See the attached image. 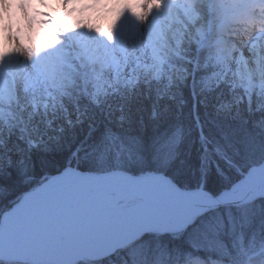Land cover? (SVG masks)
<instances>
[{
    "label": "snow or ice",
    "instance_id": "1",
    "mask_svg": "<svg viewBox=\"0 0 264 264\" xmlns=\"http://www.w3.org/2000/svg\"><path fill=\"white\" fill-rule=\"evenodd\" d=\"M165 2L137 0L135 5L124 7L134 9L132 15L137 21L151 24L164 13ZM177 3L188 12L181 19L180 28L168 25L167 31L161 30L153 37L151 29L146 35L144 28L135 27L138 39L133 42V49L139 45L142 54L130 63L100 60L95 49L81 43L77 25L73 24L65 25L67 35L54 29L47 34L50 39L39 43L35 52L30 49V64L7 70L6 61L0 64V137L6 136L17 144L15 151L22 167L16 174L23 178L18 195L23 198L35 193L33 202L42 205L43 210L63 211L75 202L79 173L127 172L147 167L168 177L155 182L175 201L195 197L207 201V206L198 211L183 209L171 213L166 217L172 225L168 230L142 231L132 245L120 250L130 257L132 264H183L182 258L205 251L208 256L196 257L204 264L209 260L217 264H264V217L259 222L257 237L254 214V205L257 200H264V192L247 199L226 198L247 182L237 172L239 161L234 156L243 154L248 142L235 135L231 124H225L226 119L237 121L243 116L245 123L247 118H254L255 124L264 127V6L261 18L251 23V31L249 26L244 27L248 38L237 41L229 19V0ZM123 25V13L116 12L107 29L85 27L110 44H115L116 34L121 33L127 48L128 29ZM4 55L11 54L6 51ZM184 88H189L190 95L197 100L194 140L188 139L190 130L186 131L178 115L171 114L169 105L161 107L163 101L182 97ZM142 97L152 101L147 118L136 115L140 109L135 106ZM209 100L214 114L209 123L214 131L206 130L199 119L201 103ZM13 102L18 112L12 109ZM68 102L73 103L75 119ZM89 108H108L114 119L103 125L89 120L84 130ZM65 125L72 133L71 143H65L61 135L51 134L64 133ZM77 127L82 135L75 131ZM62 145L67 155L51 175L64 179L56 184L41 182L26 161L32 160L34 151L49 154L59 151ZM186 145L198 146L194 162ZM6 147V141L0 138V149ZM7 151V156L0 152V177L12 175L5 171L13 163L12 149ZM183 170L197 176L196 191H183L184 185L173 175ZM243 172L251 177L256 169ZM212 181L221 186L213 190L209 187ZM5 199V188L0 184V203ZM165 238L185 240L187 250L173 251ZM198 239L208 243L196 244Z\"/></svg>",
    "mask_w": 264,
    "mask_h": 264
},
{
    "label": "trees",
    "instance_id": "2",
    "mask_svg": "<svg viewBox=\"0 0 264 264\" xmlns=\"http://www.w3.org/2000/svg\"><path fill=\"white\" fill-rule=\"evenodd\" d=\"M29 1V0H24ZM37 0L34 1L36 3ZM173 0H166L165 2V11L162 15L156 18V20H164L165 18H171L173 16L172 21L177 24H179L178 28L181 27V19L188 16L187 10L180 5L171 4ZM135 2H131L130 5H135ZM235 2L237 0H229V3L231 7L228 11H235L238 8L235 6ZM127 4V0H68L65 7V25H77V28H85L87 30L86 35L80 39L82 44L87 45L90 49H95V55L102 61L111 62V63H117L119 62L121 65L125 62H131L133 61L138 54H141L140 50L136 47L133 49V42H135V37H132L131 35V29L133 28L131 24V20L133 21V18H136L134 15H132L133 8L131 7H124V5ZM128 5V4H127ZM156 11V10H155ZM116 12H122L124 16V25L122 27H127L128 34L127 38L129 40L127 48L123 45V35L121 33L116 34V43L110 44L108 43L107 39L100 34H97L101 38L102 44H99L97 47H94V45H90L88 42L93 39L90 37L89 34H91L92 31L87 26H100L103 29H107L109 27L110 21L113 19V15ZM53 18L55 19L56 23L55 26L51 29L52 32L54 29H59L60 33L65 32L64 30L60 29L59 21L57 19V10L53 13ZM35 23L37 24L38 28L33 30H26V28L23 26V24H19L18 31L19 35L22 37V40L26 43H29V50L31 49L33 52L36 51V47L39 43L45 42L50 37L47 35L50 33L49 25L47 22L42 19H36ZM156 22H154L155 24ZM155 27V25H154ZM154 29V28H153ZM156 29V28H155ZM153 31V30H152ZM155 31V30H154ZM164 31H167L165 28ZM96 33V32H95ZM59 35V34H57ZM0 37H1V23H0ZM29 56V54H28ZM32 61L30 60V63ZM36 63L39 64V60H36ZM7 63L5 65L8 66ZM9 67V66H8ZM152 101L150 99L142 97L141 100L136 104V108L140 109V111L136 112L137 116L143 115L145 118H147V109L151 105ZM58 104V100H57ZM163 104H168L170 107V112L173 116L178 115L179 119L183 124L185 125V129L190 130V135L188 136L189 140H194L196 137V125H195V117L197 113V100L194 96L190 95L189 88H184L183 90V96L177 97L176 100H166L162 102L161 107H163ZM179 105V109H178ZM7 106V105H6ZM69 110L73 111V119H75V112L73 109V103L68 102ZM12 109L18 112V109H16L15 103L12 104ZM81 112L84 111L83 102H81ZM110 109L108 108H101L99 110L89 108L87 111V115L84 117L85 124H84V130L87 129V124L89 120H94L95 123L99 125H103L106 123L109 119H114V117L109 116ZM6 115L8 113H5ZM214 118L213 109L211 107V100L201 103L199 107V119L201 122L205 123L206 130H212L214 131V126L209 123V121H212ZM245 117H241L237 121H232L230 119L225 120V124H231L234 128L235 135L238 137H241L245 139L248 142V148L246 151H244L243 154H236L234 156L238 158H242L244 160H249L255 164L263 163L264 162V127H261L257 124H255L254 118H247L248 122H244ZM60 121H58L59 123ZM68 126L65 125L66 131L64 133H58V132H51L53 136L55 135H61L65 138V143H71L72 141V133L67 130ZM77 133L82 135L83 133L80 131V128L77 127L75 129ZM6 141L7 147L5 149H0V152H3L5 156L9 154L7 149H12L11 155H12V167L5 168V171H11V176H3L0 177V184L4 185L5 188V194L6 199L3 203H0V219L3 215L2 212L9 210L14 203H16L21 197L18 195V193L21 191L22 186L20 185L19 181L20 179H23L22 177H19L16 173L17 170L22 167L18 163L19 155L16 153L15 149L17 147V144L13 143L12 141H8L7 137H0ZM13 140H15V137H13ZM20 147H23V145H19ZM54 147V145H53ZM187 148H190L193 162L195 161V155L197 152L198 146L196 145H186ZM67 155V149L64 145L61 146V149L59 151H53L49 154H44L41 151H34L32 160L30 162L26 161V163H30L32 165V170L34 175L43 182L47 178L53 176L51 174L55 173L63 163L64 158ZM226 167V165H225ZM131 172L136 175H150V173H159L161 172H155V171H149L147 170V167L145 170H134V171H127ZM163 174V173H162ZM173 175L176 176V178L180 181L181 184L184 185V188L186 189H194V185L197 181V176L194 174L193 171L189 170H183L179 174L173 173ZM235 179V177H232ZM221 185L216 183L215 181L210 182L209 187H211L213 190H216ZM254 214L257 220V228L256 233L257 237L260 236V227L259 222L261 221V218L264 217V200H257L256 204L254 205ZM160 232V231H157ZM155 242V241H154ZM165 243L168 247L173 249V251H180V250H187V243L185 240H174L165 238ZM196 244L203 245L207 244L208 242L206 240L198 239L195 241ZM132 245V244H130ZM122 247V249L116 250L114 252L115 254L112 256H105L108 257L107 259L101 260H88V259H82L79 262H76L74 264H132V261L130 257H128L124 251L128 246ZM215 254V253H213ZM209 252H201V253H192V255L188 258H182L183 264H204L203 260H200L196 257L199 256H208ZM138 260V257H137ZM0 264H40V263H34L30 261L26 262H11L7 260H1ZM208 264H217L216 261L209 260Z\"/></svg>",
    "mask_w": 264,
    "mask_h": 264
},
{
    "label": "bare ground",
    "instance_id": "3",
    "mask_svg": "<svg viewBox=\"0 0 264 264\" xmlns=\"http://www.w3.org/2000/svg\"><path fill=\"white\" fill-rule=\"evenodd\" d=\"M252 5L242 15L245 24L238 29L251 25L254 20H259L261 7ZM249 24V25H248ZM256 172L249 177L245 175L247 182L237 187L227 195L228 199H247L264 192V164L251 166ZM80 183L75 191L77 196L74 204L63 211L48 212L43 206L33 202V196L26 195L15 203L10 211L3 212L0 219V259L10 260H36L43 263L69 264L79 258H97L111 253L117 247L127 242V232L132 229L148 230L151 225L157 226L162 216L174 210H199L201 206H207V201L192 198L189 201L177 202L164 193L161 186L155 181L163 178V174L152 173L148 176H133L121 171H111L105 175H92L79 173ZM64 179L63 176H52L48 182L56 184ZM196 191V190H194ZM111 197L117 200L135 197L149 204L152 209L142 216L132 220L120 232H102L86 234L79 239L68 243L40 244L39 238L54 236L57 230L77 231L83 229L77 224L78 218L87 216L92 211H98ZM72 222V224H70ZM98 236L87 241L89 237Z\"/></svg>",
    "mask_w": 264,
    "mask_h": 264
},
{
    "label": "rangeland",
    "instance_id": "4",
    "mask_svg": "<svg viewBox=\"0 0 264 264\" xmlns=\"http://www.w3.org/2000/svg\"><path fill=\"white\" fill-rule=\"evenodd\" d=\"M34 1L35 0H29L25 2L24 0H0V64H4L6 61L9 64V67L15 68H19L21 64H30V58L28 56L29 43L23 41L22 37L19 35V24H23V26L28 31L33 30L35 28L37 29L38 26L35 21L36 19L42 18L49 25L50 33H53L51 29L55 26L56 23L55 19L53 18V13L55 10H57L58 6H62V8H64L65 10V5L68 0H37L36 3H34ZM132 1L135 2L136 0H127V4L130 5ZM173 2L183 7L182 4L177 3V0H173L172 2H170L171 7L172 4H174ZM234 4L238 8V11L235 13H229V19L232 22V29L236 33L234 38L237 41L246 40L248 37L244 34L243 29L237 28L240 27V25L245 24L242 15L244 14V11H247V9L252 5H263L264 0H237V2H235ZM153 11L155 12V9H153ZM172 18L173 16H171V18H165L164 20L155 19L151 24H146L143 20L137 21L136 18H133V21L131 20V24L133 26V28L131 29V35L132 37H135V40L138 39L137 34L135 32V27L137 25L145 29L146 35L149 29L153 30V37H155L161 30L164 31L165 28L167 29L168 25H171L174 29H178L179 24H177V22L175 23L174 20L172 21ZM154 22L156 23L154 24ZM76 31L79 34L78 39L83 38L87 32L85 28H76ZM249 31H251V27H249ZM97 34L99 33L92 32L91 34H89L90 37L93 39H91L88 43L90 45H94V47H97L99 44H102V40ZM137 48L142 54V48L139 45L137 46ZM6 51L11 54L10 57H6L4 55ZM8 66H6L5 70H7ZM234 159L239 161V168H237V172H239L243 176L247 175V172H243V169H249L247 162L245 163L244 160H241V158L238 157H235ZM232 177L236 178L235 174H233ZM151 209L152 207L149 204H145L142 200H139L135 197L120 200L111 197V199H109V201L104 204L103 207L100 208L98 211H92L87 216L78 218V220H76V223L80 224L83 229H78L77 231H73L71 229H67V231L57 230L54 236L39 238L38 242L44 245H47L49 242L68 243L71 240L79 239L83 235L100 233V231L104 233L105 231H112L114 233L120 232L126 227V225H128L129 222L142 216V214ZM179 211L181 210H174L173 212ZM171 213L164 214L159 224L157 226H154V224L151 225L148 230H129L125 237L127 239V242L125 243L126 246L132 244L134 238H137V236L142 231L168 230L170 227H172V225L167 223L166 217H168ZM70 224H72V222H70ZM97 237L98 236L95 235L93 237H89V239L86 240H93ZM106 255L109 254L101 256ZM29 261L37 263L36 260ZM40 264L64 263L48 262Z\"/></svg>",
    "mask_w": 264,
    "mask_h": 264
},
{
    "label": "water",
    "instance_id": "5",
    "mask_svg": "<svg viewBox=\"0 0 264 264\" xmlns=\"http://www.w3.org/2000/svg\"><path fill=\"white\" fill-rule=\"evenodd\" d=\"M245 163L247 162V165H248V167H251V166H257V165H255V164H253V163H251V162H248V161H244ZM118 171H121V170H118ZM118 171H115V172H118ZM121 172H123V173H126V174H131V175H133V176H138V175H135V174H132V173H128V172H124V171H121ZM86 173H88V174H92V175H105L106 173H100V172H89V171H86V172H82V174H86ZM166 178H168V177H166ZM194 190H196V189H194ZM194 190H188V189H184L183 188V191H186V192H194ZM198 211V210H197ZM120 247H122V246H120ZM120 247H117V248H120ZM7 260H9V261H15V260H10V259H7ZM78 260V259H77Z\"/></svg>",
    "mask_w": 264,
    "mask_h": 264
}]
</instances>
